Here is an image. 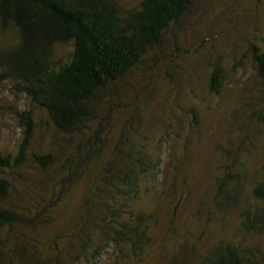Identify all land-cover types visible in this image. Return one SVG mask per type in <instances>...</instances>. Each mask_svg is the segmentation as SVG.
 Wrapping results in <instances>:
<instances>
[{
	"label": "rangeland",
	"instance_id": "1",
	"mask_svg": "<svg viewBox=\"0 0 264 264\" xmlns=\"http://www.w3.org/2000/svg\"><path fill=\"white\" fill-rule=\"evenodd\" d=\"M122 4L131 10L138 1ZM263 32L264 0H193L146 64L104 97L90 128L67 140L12 83H0L1 160L16 158L23 132L19 113L30 111L36 126L22 163L14 170L0 164V176L12 184L7 204L43 217L34 227L0 233L6 258L12 259L13 245L23 240L44 259L58 256L64 264H86L80 257L86 240L82 216L105 166L125 151L127 139L143 146V156L156 166L147 176L140 172L145 186L134 206L149 217L151 237L136 254L129 244L109 245L103 229L91 230L90 248H102L92 264H198L216 245L237 244L242 212L253 203L255 179L264 167V124L249 118L250 109L264 97V83L249 55L252 44H264ZM10 43L0 34V49ZM70 52L71 45H60L56 58L65 61ZM214 67L227 73L220 94L208 87ZM98 121L104 122L106 149L65 200L47 208L61 165L78 142L92 135ZM48 153L57 161L44 170L34 156ZM229 169L245 179L235 195L237 204L220 210V181ZM256 232L248 241L262 251L264 264V228Z\"/></svg>",
	"mask_w": 264,
	"mask_h": 264
},
{
	"label": "trees",
	"instance_id": "2",
	"mask_svg": "<svg viewBox=\"0 0 264 264\" xmlns=\"http://www.w3.org/2000/svg\"><path fill=\"white\" fill-rule=\"evenodd\" d=\"M137 1V7L126 10L122 0H0V34L11 42L0 49V83H12L32 106L47 114L53 128L66 140L83 134L94 122L104 97L146 64L167 31L193 5V0ZM64 44L71 45V52L62 61L56 58V50ZM249 55L256 76L264 83V44H252ZM226 79L227 73L214 67L209 91L220 94ZM249 118L264 124V97L255 109H250ZM18 124L23 132L15 160L11 162L10 156L0 158V164L11 170L25 159L36 128L30 111L18 114ZM104 133V122L98 121L92 135L76 144L74 153L61 165L47 208L62 203L98 160L106 149ZM122 147L125 151L120 150L116 159L105 166L82 216L80 227L85 230L86 240L79 255L86 264H92L102 249L90 248L91 230L103 229L109 233V245L126 243L136 254L145 249L151 237L149 217L134 206L145 186L140 172L147 176L156 166L143 156L144 147L137 148L133 140L127 139ZM34 161L48 170L55 166L57 156L35 155ZM244 179L245 174L227 171L220 181V210L237 202L235 195ZM11 190L10 180L0 176V233L5 229L15 233L17 228L34 227L43 221L40 213L30 216L14 204H7ZM252 199L241 215L238 237L243 241L216 245L198 264L261 263L262 251L248 241V235L264 228V167L262 176L255 179ZM2 252L0 249V264H64L58 256L44 259L23 240H17L11 249L14 262Z\"/></svg>",
	"mask_w": 264,
	"mask_h": 264
}]
</instances>
